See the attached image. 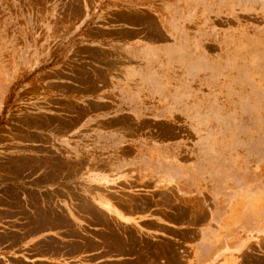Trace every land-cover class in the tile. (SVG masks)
Wrapping results in <instances>:
<instances>
[{"label": "rangeland", "instance_id": "374dc122", "mask_svg": "<svg viewBox=\"0 0 264 264\" xmlns=\"http://www.w3.org/2000/svg\"><path fill=\"white\" fill-rule=\"evenodd\" d=\"M179 17L203 43L198 79L173 83L194 92L185 102L197 112L112 113L87 127L93 114L62 85L108 87L89 60L116 54L80 49L79 39ZM153 169L183 177L153 191ZM95 173L117 176L100 184ZM102 192L146 220L164 214L176 232L117 220L98 208ZM0 224L7 245L55 236L17 251L28 258L151 264L180 248L196 264L210 255L194 246L208 235L217 246L246 240L232 264H264V0H0Z\"/></svg>", "mask_w": 264, "mask_h": 264}, {"label": "crops", "instance_id": "0c3cea01", "mask_svg": "<svg viewBox=\"0 0 264 264\" xmlns=\"http://www.w3.org/2000/svg\"><path fill=\"white\" fill-rule=\"evenodd\" d=\"M152 14L156 17L159 16L155 13ZM185 19L179 17L180 24L177 26L167 24L166 27L158 26L151 31L149 29L142 31L136 25L126 28L114 27L108 28L109 31L107 32L112 34L109 38L94 35V37L82 36L79 39L78 46L80 49L109 51L116 54V57L102 60L100 63L89 60L91 64L103 70L102 81L107 82L108 87L98 83L94 87L75 86L70 81H65V84L62 85L63 90H66L67 95H70L69 99L86 104V108H89V112L93 114L86 120L88 122L87 127L96 125L112 113L130 115L137 113L189 114L191 116L197 112L195 106L192 103L189 104L192 100L185 102L187 98L191 99L195 96L194 92L190 89H184L181 85L173 84L174 81L191 83V81L198 79V73L195 74L193 71L197 67L195 60L198 54V46H202L203 43L199 38L190 36L191 29L189 30L184 24ZM182 98L185 100L182 101ZM174 143L171 142L162 146L156 144L149 148L153 151L155 149L152 148L158 146V149L167 150L170 147L173 148ZM174 173L180 174L179 171H173L172 174L168 171L164 174L161 170L155 171L154 169L149 171L147 176L156 178L154 183L158 182V186L152 188L153 191L164 188L167 178L172 179L177 175V180L172 179L173 182L181 181L180 178L183 176ZM113 176L117 175L95 173L91 177L102 184L110 182ZM103 194L105 193L102 192L98 195L101 204L98 208L103 211H106L105 207L107 206L111 210L114 209L118 212L113 213L117 220L140 219L144 224L157 229L158 235L176 232V224L164 219V214H159V218L162 220H146L141 214L136 216L124 211L113 198ZM109 208H107L108 212L111 213ZM8 222H12V220H8ZM12 231L15 232V230ZM0 233H2L1 229ZM53 237L55 236L46 235L29 241L26 240L24 244L20 240L17 245H7L5 241H0V264L11 262V264H83V257H72L62 252H57L53 256H35L32 258L17 254V251H22L41 239H53ZM258 237H264V233L259 232ZM205 239L210 240V237L206 235ZM205 239L201 243L197 242L194 246L201 253L210 255L201 258L196 264H232L236 258L234 253H240L245 247L246 241H239L237 246L236 243L231 242V238L227 237L221 241V246H217L213 245L216 244V241L206 243ZM27 255L30 254L27 253ZM133 260V257L125 256L116 257L111 262L112 264H132ZM182 260L181 249L178 248L177 253H163L161 256H157L151 264H188V260H184V262ZM207 260H209L208 263Z\"/></svg>", "mask_w": 264, "mask_h": 264}]
</instances>
